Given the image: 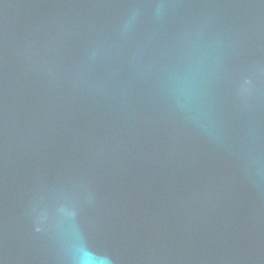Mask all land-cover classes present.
<instances>
[{
    "label": "water",
    "instance_id": "1",
    "mask_svg": "<svg viewBox=\"0 0 264 264\" xmlns=\"http://www.w3.org/2000/svg\"><path fill=\"white\" fill-rule=\"evenodd\" d=\"M0 264H264V0H0Z\"/></svg>",
    "mask_w": 264,
    "mask_h": 264
}]
</instances>
